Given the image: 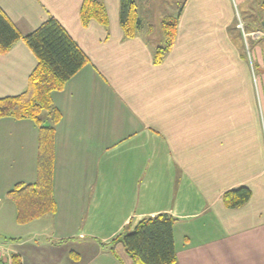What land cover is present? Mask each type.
I'll use <instances>...</instances> for the list:
<instances>
[{"label": "crops", "instance_id": "crops-1", "mask_svg": "<svg viewBox=\"0 0 264 264\" xmlns=\"http://www.w3.org/2000/svg\"><path fill=\"white\" fill-rule=\"evenodd\" d=\"M98 1L108 26L82 24L84 0H0L22 34L53 17L89 59L52 95L59 121L43 120L56 129L54 215L17 222L8 192L36 181L39 131L32 119L0 118V232L14 233L0 258L121 264L113 241L166 214L175 219V264H264V9L183 0L173 47L157 65L152 26L168 15L156 1L137 0L143 26L133 39L121 28V0ZM37 65L23 41L0 53V99L26 92ZM242 186L249 202L227 207L224 194ZM43 220L58 231L42 230Z\"/></svg>", "mask_w": 264, "mask_h": 264}, {"label": "trees", "instance_id": "trees-1", "mask_svg": "<svg viewBox=\"0 0 264 264\" xmlns=\"http://www.w3.org/2000/svg\"><path fill=\"white\" fill-rule=\"evenodd\" d=\"M80 17L84 26L92 20L103 26L109 25L107 9L98 0H84ZM178 18H166L162 22L168 39L166 46L155 51L154 63L157 65L173 47ZM120 24L126 39L137 37L143 26L137 0L120 1ZM19 41L25 42L32 50L38 65L29 78L26 92L0 99V118H29L38 126L37 179L34 183H19L8 192L16 206L17 222L27 224L57 211L54 194L56 129L54 125H44L42 115H53L54 123L59 121L61 114L53 104L52 95L64 89L89 63V59L55 18H49L35 31L24 35L0 7V53L9 52ZM251 197V190L242 186L226 192L223 202L236 209L249 202ZM174 226L175 219L166 214L143 219L113 241L112 254L121 264H175L178 257ZM11 262L22 264L19 255H13Z\"/></svg>", "mask_w": 264, "mask_h": 264}, {"label": "rangeland", "instance_id": "rangeland-1", "mask_svg": "<svg viewBox=\"0 0 264 264\" xmlns=\"http://www.w3.org/2000/svg\"><path fill=\"white\" fill-rule=\"evenodd\" d=\"M157 5L156 8L157 10L165 15H168L167 19H174L177 17L178 11H179V7L181 6L183 0H155ZM263 3L264 0H254L252 2V7L250 8V10L252 9L253 15H255L256 13V9L258 11H260V13H263ZM239 22L237 23V27H238ZM153 29H154V33H153V38H154V42L159 44V46H166L167 45V36L164 33V30L162 29V26L160 24H153ZM258 27L262 30V26L261 24H258ZM262 32V31H261ZM251 35V34H250ZM249 34L248 36V40H247V45H252L251 42V38ZM162 38V39H161ZM46 113H43L42 115V119L44 120ZM54 215V214H52ZM48 218L51 216H47ZM46 220L41 221V228L44 231H48L49 233L54 232V231H58L56 224L49 222L48 220L45 222ZM38 223V222H37ZM28 227V226H27ZM3 233V234H2ZM11 234H14L13 232H9V231H3L0 232V244H3L4 249L6 248H10L11 244L13 243V241L10 239ZM3 253L5 254V250L3 251ZM6 255H4V257L0 258V264H9L6 261Z\"/></svg>", "mask_w": 264, "mask_h": 264}, {"label": "built area", "instance_id": "built-area-1", "mask_svg": "<svg viewBox=\"0 0 264 264\" xmlns=\"http://www.w3.org/2000/svg\"><path fill=\"white\" fill-rule=\"evenodd\" d=\"M238 28L241 30V32L243 33V36H244V40H245V44H246V47L249 48V46L247 45V33L245 32V28H244V25L242 23V21L239 20V24H238Z\"/></svg>", "mask_w": 264, "mask_h": 264}, {"label": "water", "instance_id": "water-1", "mask_svg": "<svg viewBox=\"0 0 264 264\" xmlns=\"http://www.w3.org/2000/svg\"><path fill=\"white\" fill-rule=\"evenodd\" d=\"M262 26L264 27V22L262 23Z\"/></svg>", "mask_w": 264, "mask_h": 264}]
</instances>
